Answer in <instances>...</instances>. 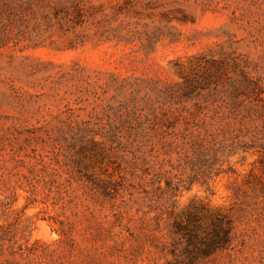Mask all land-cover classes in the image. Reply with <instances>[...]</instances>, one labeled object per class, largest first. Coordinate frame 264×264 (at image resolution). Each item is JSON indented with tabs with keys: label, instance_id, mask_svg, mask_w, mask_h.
Listing matches in <instances>:
<instances>
[{
	"label": "rangeland",
	"instance_id": "374dc122",
	"mask_svg": "<svg viewBox=\"0 0 264 264\" xmlns=\"http://www.w3.org/2000/svg\"><path fill=\"white\" fill-rule=\"evenodd\" d=\"M0 264H264V0H0Z\"/></svg>",
	"mask_w": 264,
	"mask_h": 264
},
{
	"label": "trees",
	"instance_id": "16d2710c",
	"mask_svg": "<svg viewBox=\"0 0 264 264\" xmlns=\"http://www.w3.org/2000/svg\"><path fill=\"white\" fill-rule=\"evenodd\" d=\"M177 230L179 232H187L185 233V238H187L188 252L193 255H210L219 249L225 248L230 242V227H220L222 236L220 235V232L216 233L215 236L208 241L199 240L197 236L192 233V231L180 223L177 225Z\"/></svg>",
	"mask_w": 264,
	"mask_h": 264
}]
</instances>
